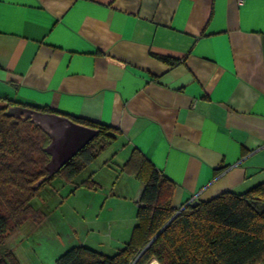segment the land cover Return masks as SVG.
Masks as SVG:
<instances>
[{
	"label": "crops",
	"instance_id": "0c3cea01",
	"mask_svg": "<svg viewBox=\"0 0 264 264\" xmlns=\"http://www.w3.org/2000/svg\"><path fill=\"white\" fill-rule=\"evenodd\" d=\"M0 97L115 127L176 208L244 192L264 181V0H0Z\"/></svg>",
	"mask_w": 264,
	"mask_h": 264
},
{
	"label": "trees",
	"instance_id": "16d2710c",
	"mask_svg": "<svg viewBox=\"0 0 264 264\" xmlns=\"http://www.w3.org/2000/svg\"><path fill=\"white\" fill-rule=\"evenodd\" d=\"M158 58L177 63L167 57ZM17 104L54 111L0 97V196L16 189L28 191L17 203L21 210L30 207V197L48 180L32 188L46 174L44 166L49 156L43 148L49 138L28 119L11 122L12 117L5 111ZM66 116L98 129V133L56 173L61 172L77 186L96 188L99 183L92 167L115 141L118 131L103 123ZM120 170L134 175L142 184L136 200V222L128 241L110 256L75 245L60 254L56 264H149L153 259L159 264H253L264 256V181L241 193L224 191L176 208L172 205L175 183L141 153L132 151Z\"/></svg>",
	"mask_w": 264,
	"mask_h": 264
},
{
	"label": "rangeland",
	"instance_id": "374dc122",
	"mask_svg": "<svg viewBox=\"0 0 264 264\" xmlns=\"http://www.w3.org/2000/svg\"><path fill=\"white\" fill-rule=\"evenodd\" d=\"M119 143L115 139L96 159V188L77 186L60 172L37 187L30 207L17 205L28 191L0 196V264H56L75 245L109 256L124 246L136 222L142 184L120 170L130 151ZM149 264L159 263L153 259ZM253 264H264V256Z\"/></svg>",
	"mask_w": 264,
	"mask_h": 264
},
{
	"label": "water",
	"instance_id": "95a60500",
	"mask_svg": "<svg viewBox=\"0 0 264 264\" xmlns=\"http://www.w3.org/2000/svg\"><path fill=\"white\" fill-rule=\"evenodd\" d=\"M11 122L29 120L47 134L49 142L43 148L49 158L45 163L46 174L33 183L36 189L43 181L51 178L59 169L83 149L98 133V129L74 122L68 116L43 112L30 107L13 105L5 111ZM196 204L198 201H191Z\"/></svg>",
	"mask_w": 264,
	"mask_h": 264
}]
</instances>
